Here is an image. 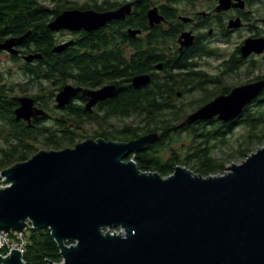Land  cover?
Returning <instances> with one entry per match:
<instances>
[{
    "label": "water",
    "instance_id": "water-1",
    "mask_svg": "<svg viewBox=\"0 0 264 264\" xmlns=\"http://www.w3.org/2000/svg\"><path fill=\"white\" fill-rule=\"evenodd\" d=\"M132 6L65 11L48 27L92 32L125 19ZM148 17L151 27L163 21L156 9ZM138 33L129 30L131 36ZM24 38L6 40L0 50L11 51ZM241 52L244 58L264 54V38L246 41ZM150 83L149 75L132 81L135 88ZM80 92L91 100L89 110L94 102L113 96L116 87L91 92L67 85L57 102L66 105ZM263 92L264 80L235 87L190 114L182 125L214 118L234 121ZM19 103L17 121L30 125L33 119L50 117L32 98H20ZM159 137L156 132L130 142L89 138L73 148L40 150L3 170L0 234L30 230V225L49 230L62 261L48 264H264V145L240 164L208 177L182 165L164 177L127 161ZM0 264L26 263L22 252L4 257L0 250Z\"/></svg>",
    "mask_w": 264,
    "mask_h": 264
},
{
    "label": "flooded vegetation",
    "instance_id": "flooded-vegetation-1",
    "mask_svg": "<svg viewBox=\"0 0 264 264\" xmlns=\"http://www.w3.org/2000/svg\"><path fill=\"white\" fill-rule=\"evenodd\" d=\"M104 1L118 2L114 0H99L102 3ZM37 2L40 7L48 8L50 11L48 17L45 16L46 14H36L35 20L40 21V29L36 32L37 35H33V28H29L27 31L7 34L0 38V43L3 44L6 40H18L25 36L22 41L15 42L11 51L0 50V88H4L5 94H7L6 99L14 102L13 104L10 103L14 118L16 119L15 110L20 107L19 99L24 97L32 98L35 101V106L44 110L50 116L49 118L39 117L38 119H33L30 125L23 120H16L18 126L23 128L25 126L36 127V125L52 120L55 113H58L61 117H65L69 113L85 115L90 117V124H96V120L100 121L106 118H119L126 115L130 118L138 116V110L131 109L127 114H120V110L115 107V102L120 100L117 97L121 93L125 94L131 91L130 88L140 90L151 85L150 83L145 87L135 88L132 81L137 75L131 79H119L115 82L106 81L98 86L79 85L74 83L73 80L72 83L68 82L60 86V84L54 85L53 82L47 80L46 70L54 67V62L58 63L57 65L59 66L64 55L68 57L75 51L84 52L85 49L79 46V42L87 38L92 39V44L88 46L87 53L88 57L93 59L103 54L111 57L116 56L117 51L122 53L123 58L130 59L133 53L142 55V49H153L158 57V61L150 63V71L141 74L149 75L151 81L155 79L165 80L166 78L183 75L190 71L203 72L200 69L201 60L206 56L222 57L219 54L224 45L235 44V49L220 63L218 68L228 65V62L233 58L237 59L244 66L249 65L256 57L261 56L252 53L244 58L241 48L250 39L257 40L264 38V0H125L118 7L111 10H116L124 4L131 3L133 6L129 16L123 20L112 21L106 26L92 32H75L65 29L59 31L50 30L48 25L58 16L65 11L79 8L61 11V8L57 7L53 0H37ZM223 2L226 5L225 8L222 7ZM152 9H156L158 14L163 18L161 23L153 27L150 26L148 17V13ZM81 10L111 11H101L94 8ZM129 30L140 31V33L136 34V36H131ZM70 42H73V44L66 47L63 51H55L57 47ZM49 49L50 51H48ZM139 65H142L141 56ZM47 83L57 88V90L55 92H47ZM67 85L91 92L115 86L116 92L111 97L94 102L89 110L87 106L92 102L90 99L84 98L82 92L78 93L66 105L60 106L56 98ZM30 89H34V97L26 95ZM186 90L189 94L176 90L177 98L181 99L186 95L189 96L197 92L200 93V96L203 94L196 87ZM224 90L227 91L230 88L227 86ZM230 91L213 97L211 101L218 96L229 94ZM16 92L22 94V96H15ZM163 98L168 99L169 97ZM50 102H52L53 107L49 106ZM222 123L228 126L236 123V120L226 123L214 118L208 121H198L187 126L191 127L200 124L208 126L215 124L223 125ZM44 129L47 133L52 132L51 129ZM63 132H65V129L57 130L59 136H62ZM152 150L155 155H160L163 164L169 159L180 158L178 154H171L168 160H164L162 158L163 152L157 151L155 153L156 150L152 145L139 153L150 154ZM190 154H185L184 159H188ZM180 162L182 164V160Z\"/></svg>",
    "mask_w": 264,
    "mask_h": 264
},
{
    "label": "trees",
    "instance_id": "trees-1",
    "mask_svg": "<svg viewBox=\"0 0 264 264\" xmlns=\"http://www.w3.org/2000/svg\"><path fill=\"white\" fill-rule=\"evenodd\" d=\"M57 7L62 10L70 8L96 10H111L119 6V2L99 0H86L80 7L81 0H53ZM49 9L40 7L37 0H0V38L11 33L27 31L33 28V35L40 29V21L35 20L36 14H46L49 16ZM94 41V40H93ZM92 39L87 38L79 42L84 52L75 51L73 54L62 57V62L58 66L54 62L52 68L46 70V78L54 85H65L70 80L84 86H98L106 81H117L119 79H131L135 75H141L150 71V63L158 61V57L153 49H142V55L133 53L130 59L123 58L122 53L117 51L116 56L101 55L95 59L88 57L87 49L91 45ZM50 51V49L48 50ZM140 56L142 65H139ZM56 61V60H55ZM60 62V61H58ZM226 66V67H225ZM221 66V75L227 76L237 74L243 67L242 63L233 58L228 65ZM261 67V66H260ZM264 67V66H263ZM261 67V68H263ZM259 65L254 61L246 67L247 74H253L258 70ZM219 77L209 75L207 72H187L183 75H175L165 80L155 79L147 88L121 93L115 102L120 114H127L131 109L138 110L137 125L126 124L121 129H113V126L105 125L109 119L96 120L99 126L94 139L103 138L107 141L130 142L149 133L160 134L159 139L152 144L154 149L161 152L171 143L176 142L182 135L187 134L192 139V145L188 148L189 158L184 164L195 169L197 174L204 177L221 174L227 169L228 160L217 158L214 149L219 144H225L227 135H230L237 126L244 127L249 131L248 140L245 146H239L238 155L245 157L255 151V148L264 145V135H258V130L264 126V113L257 110H250L254 105L264 102V92L253 104L244 110L243 114L236 119V123L228 126L225 123L208 126L200 124L196 126H183L182 120L186 115L184 104L177 98L176 90H181L184 94L188 88L196 87L203 95L195 99L189 105L190 110H197L202 103L210 102L211 99L219 94L227 93ZM264 78L257 77L254 81ZM189 94V93H187ZM4 88H0V120L8 121L10 128L9 136L4 137L5 141H13V145L8 148H0V173L11 166L27 161L39 150L32 145L37 138L26 128L18 126L12 114L11 104L14 102L6 99ZM173 95V97H172ZM168 96V99L163 97ZM11 103V104H10ZM197 106V107H196ZM132 118V117H131ZM116 119H130L128 115ZM58 125L65 129L62 136L57 131L47 133V131H37L38 135H47V146H53L56 150L66 148V145L75 146L76 138L81 137L74 129H80L83 125L90 124L88 116L69 113L59 119ZM17 124V125H16ZM73 126V127H71ZM2 137V134H0ZM35 136V137H34ZM0 137V138H1ZM133 159L138 167L144 172H158L167 177L174 171L176 165L181 164L179 159H169L163 164L160 155H155L154 151L150 154L135 153L127 158ZM1 182V178H0ZM118 229H113V231ZM29 243L23 259L26 264H48L52 261L60 263L58 245L51 236L49 230L31 229L28 236Z\"/></svg>",
    "mask_w": 264,
    "mask_h": 264
},
{
    "label": "rangeland",
    "instance_id": "rangeland-1",
    "mask_svg": "<svg viewBox=\"0 0 264 264\" xmlns=\"http://www.w3.org/2000/svg\"><path fill=\"white\" fill-rule=\"evenodd\" d=\"M114 1H118L119 3H123L125 0H114ZM86 3V0H81L78 4V7L84 5ZM236 43V42H235ZM235 49V44L233 45H228V46H222L221 51L219 56H222L220 58L213 56V57H204L201 60V64H200V69L203 71H206L209 75L212 76H216L219 77L218 80H221L223 85L228 86L230 89L237 87V86H241V85H245V84H249L250 82L252 83L254 81L255 78L257 77H262L264 75V54L261 56H258L255 58L254 62L257 63V65H259L258 70H256L253 74H247L246 73V67L247 65H244L241 70L237 73V74H232V75H227L222 77L223 75H221V69L222 68H218L220 63H222V61H224V59L226 57H228L229 54H231ZM263 68H261V67ZM264 80V78L262 79ZM73 81L70 80L69 83H72ZM46 88H47V92L50 91H56L57 88H55L54 86L50 85V84H46ZM26 95L32 96L34 97L35 95V91L34 89H30L29 92H27ZM203 95V94H202ZM201 95V96H202ZM15 96L19 97L22 96V94H18L16 92ZM200 93H194V94H190L189 96L186 95L184 97H182L180 99V101L182 102V104H184V108L186 109V115L183 118L182 122L186 120L187 116L190 115L191 113H193L194 110H190V104L193 100L198 99L201 97ZM205 103H202L201 105H203ZM50 107L52 106V102L49 103ZM197 107V106H196ZM250 110H252V112H254V110H257L259 112L264 113V102L261 103L259 106L258 105H254L253 107L250 108ZM62 119V117L57 113L54 114V119L52 120H48L44 123H41L40 125H36V127H27L25 126V128H27L29 130V132H31L33 135L36 136L37 140L32 142V145L34 147H36L39 151L40 150H56L53 146H47L45 143L47 142V135H38L37 131H45L44 128L46 129H51L52 132H55L57 130H61L64 128H60L61 126L58 125V120ZM137 117H132L130 119L127 120H120V119H109L108 123L105 125H110L113 126V129H121L124 125L126 124H133V126L137 125ZM17 125V124H16ZM21 127V126H20ZM73 127V126H71ZM10 126L8 121H3L0 120V134H2V137L0 135V148H8L9 146L13 145V141H5L6 139H4V137H8L9 136V131H10ZM23 128V127H22ZM99 131V126L97 124H85L83 125L80 129H74V131L76 133H79L81 135V137L76 138L75 143H79V142H83L86 139L89 138H94V135L96 133V131ZM258 135H264V126L261 127L259 130ZM249 131L247 129H245L244 127L241 126H237L233 132L230 135H227L226 137V143L225 144H219L217 146L216 149H214V155L217 158H222L225 160H228V164L227 167L230 166L232 163H236V164H240L243 160H245V157H240V155H238V151H239V146H245L246 141L248 140L249 137ZM34 136V137H35ZM192 145V139L189 138L187 136V134L182 135V137L180 139L177 138L176 142L171 143L168 147H165L162 152H163V156L162 158L164 160H168L171 154H178L179 155V159L182 160V164L183 166L187 167L188 169H190L192 172H195V169H192L191 167H189V165H185L183 162L185 161L184 156L189 152V147ZM74 146L72 145H66V148H73ZM259 148V147H258ZM257 147L255 148V151L258 149ZM62 150V149H61ZM254 151V152H255ZM28 236L30 234V231H27Z\"/></svg>",
    "mask_w": 264,
    "mask_h": 264
},
{
    "label": "built area",
    "instance_id": "built-area-1",
    "mask_svg": "<svg viewBox=\"0 0 264 264\" xmlns=\"http://www.w3.org/2000/svg\"><path fill=\"white\" fill-rule=\"evenodd\" d=\"M30 230L24 231H10L2 232L0 234V250L2 255L6 257L13 251H20L23 256L26 252L27 245L29 243L27 231H31L32 226L30 225Z\"/></svg>",
    "mask_w": 264,
    "mask_h": 264
},
{
    "label": "bare ground",
    "instance_id": "bare-ground-1",
    "mask_svg": "<svg viewBox=\"0 0 264 264\" xmlns=\"http://www.w3.org/2000/svg\"><path fill=\"white\" fill-rule=\"evenodd\" d=\"M260 96H261V95H260ZM255 100H256V99H255ZM252 103H253V102H252ZM252 103H251V104H252ZM251 104H249V105H251ZM249 105H248V106H249ZM1 253H2V251H1Z\"/></svg>",
    "mask_w": 264,
    "mask_h": 264
}]
</instances>
